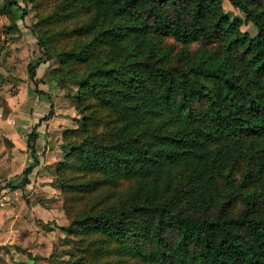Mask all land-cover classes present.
<instances>
[{
  "label": "trees",
  "instance_id": "1",
  "mask_svg": "<svg viewBox=\"0 0 264 264\" xmlns=\"http://www.w3.org/2000/svg\"><path fill=\"white\" fill-rule=\"evenodd\" d=\"M3 1L14 28L24 8ZM221 1L63 0L91 17L72 27L76 38L56 52L25 25L36 45L26 63L28 84L47 102L31 108L29 158L0 188L24 187L39 166L37 140L53 109L38 66L52 54L85 70L73 76L81 137L66 143L51 183L82 198L131 181L123 201L85 205L69 216L63 229L79 251L71 264H121L113 256L88 257L84 230L104 237L108 254L134 264H264V209L250 189L264 172V0H228L255 26L251 35L239 17L225 15ZM68 166L97 176L66 180Z\"/></svg>",
  "mask_w": 264,
  "mask_h": 264
},
{
  "label": "rangeland",
  "instance_id": "2",
  "mask_svg": "<svg viewBox=\"0 0 264 264\" xmlns=\"http://www.w3.org/2000/svg\"><path fill=\"white\" fill-rule=\"evenodd\" d=\"M62 2L63 0H18L17 4L24 8V15L21 21H16V27L13 28L9 27L11 13L5 7L4 1L0 0V118L15 128L25 129L23 131L25 135L28 128L29 109L32 108L37 112L36 110H41L40 105H45L47 102L44 95L37 98L28 84L26 63L32 56L31 49L36 48V45L25 25L32 26L39 34L45 36L52 51L56 52L66 49L70 41L76 38L71 31L72 27L91 17V13L81 6H64ZM221 7L227 17L240 18L241 30L247 31L250 35L255 32V26L250 21H246L244 13L232 6L228 0H222ZM12 9L16 20L19 10L15 6ZM165 42L181 45L179 41L170 37H166ZM197 45L196 42H190L188 48L193 50ZM83 69L84 64L80 61L63 62L53 54L45 63L41 62L38 66L44 82L41 86L49 90L53 109L44 133L48 145L45 142L43 146L37 143V154L44 156L43 177L39 184H33L31 179L27 189L21 194L17 193L18 196L23 197L21 211L24 204L27 205L26 211L21 215L18 211L20 205L17 207H15L16 204L12 205L14 207L12 213L16 215L12 225L18 232L20 240L9 244V252L5 253V258L0 264H71L72 256L79 251L75 249L78 243L73 244V239L76 237L63 229L69 222V216L79 212L85 205H105L112 200L121 202L126 198V192L131 187L129 183L131 181L119 180L111 188L101 187L79 198V194L74 191L62 192L57 184L51 183L56 177L55 165L65 159L66 143L81 137L78 130L80 116L75 107L74 97L78 90V83L73 76L85 70ZM87 100L93 101L92 97ZM81 102L87 101L82 99ZM100 114L103 115L102 112ZM25 120H27L26 123H23ZM82 171L85 170L68 166L64 172L65 179L76 181L89 175L97 176V173L88 175ZM232 178L234 184H237L239 180L237 171L232 173ZM250 189L258 191V198L264 209V172L256 188L250 187ZM107 191H110V197ZM16 200L20 201V199ZM238 209L239 205L234 199L232 210ZM81 236L88 238L90 250L85 252L88 257L110 258L113 256L118 258L121 264H134L130 257L114 254V252L108 254L106 250L109 244L97 232L84 230ZM96 248L99 249L96 250ZM5 250L8 251V246H5Z\"/></svg>",
  "mask_w": 264,
  "mask_h": 264
},
{
  "label": "crops",
  "instance_id": "3",
  "mask_svg": "<svg viewBox=\"0 0 264 264\" xmlns=\"http://www.w3.org/2000/svg\"><path fill=\"white\" fill-rule=\"evenodd\" d=\"M30 111L31 109H29V120L23 121V123H26V121L28 123L26 134L33 121V116ZM24 130L25 129H22V127L15 128L12 124H6L4 120L0 118V184H3L5 181L16 179L20 170L29 158L28 149L25 145L26 135L23 133ZM37 142L41 145L45 142V144L48 145L47 138L44 134L39 135ZM39 159V166L36 168L33 177H31V179H33V184H39V181H41L43 177L42 169L44 167V156L39 155ZM26 187H28V183L22 188H0V262L5 258V253L9 252V244L12 242L17 243L20 240L18 232L13 229L12 224L16 219V215H13L12 212H14L13 206L15 204V207L20 205L18 208L20 214H17L21 215L26 211L27 205L25 204L23 206V211H21L23 197L21 198V196H18L17 194L24 192L27 189ZM12 193H14V196ZM16 199H20L21 203ZM5 246H8V251L5 250Z\"/></svg>",
  "mask_w": 264,
  "mask_h": 264
}]
</instances>
